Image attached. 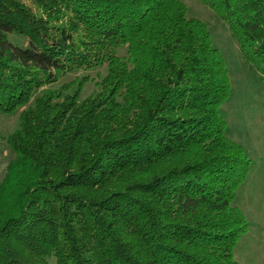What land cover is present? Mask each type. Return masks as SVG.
I'll return each mask as SVG.
<instances>
[{"label":"trees","instance_id":"obj_1","mask_svg":"<svg viewBox=\"0 0 264 264\" xmlns=\"http://www.w3.org/2000/svg\"><path fill=\"white\" fill-rule=\"evenodd\" d=\"M29 1L39 14L0 0V113H19L0 264H237L251 163L225 136L230 78L207 28L181 0ZM199 1L264 82V0ZM122 45L128 63L87 101L79 81L54 86Z\"/></svg>","mask_w":264,"mask_h":264},{"label":"rangeland","instance_id":"obj_2","mask_svg":"<svg viewBox=\"0 0 264 264\" xmlns=\"http://www.w3.org/2000/svg\"><path fill=\"white\" fill-rule=\"evenodd\" d=\"M181 1L187 18H196L207 28L214 48L225 61L231 92L220 106L219 113L226 124V138L241 147L251 163L247 169V180L238 188L236 195V206L244 214L249 227L234 247L233 257L237 264H264V82L258 67L243 59L235 37L219 15L199 0ZM23 3L33 13H40L29 0H23ZM9 39L15 45L26 46L22 37L11 35ZM126 50L127 47L122 45L113 53L118 61L110 63L106 60L95 68L67 72L54 86L70 90L79 81V102L87 101L101 92L109 68L118 69L121 74L124 64L128 63ZM18 115L0 113V181L7 165L15 157L6 137L17 128Z\"/></svg>","mask_w":264,"mask_h":264}]
</instances>
